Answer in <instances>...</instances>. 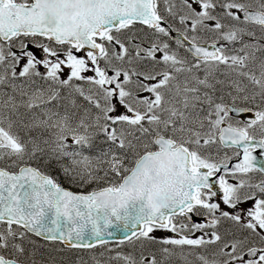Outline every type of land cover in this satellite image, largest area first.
Returning a JSON list of instances; mask_svg holds the SVG:
<instances>
[{"label": "snow or ice", "instance_id": "obj_1", "mask_svg": "<svg viewBox=\"0 0 264 264\" xmlns=\"http://www.w3.org/2000/svg\"><path fill=\"white\" fill-rule=\"evenodd\" d=\"M0 264H264V0H0Z\"/></svg>", "mask_w": 264, "mask_h": 264}, {"label": "water", "instance_id": "obj_2", "mask_svg": "<svg viewBox=\"0 0 264 264\" xmlns=\"http://www.w3.org/2000/svg\"><path fill=\"white\" fill-rule=\"evenodd\" d=\"M120 233H116V236L119 237Z\"/></svg>", "mask_w": 264, "mask_h": 264}, {"label": "trees", "instance_id": "obj_3", "mask_svg": "<svg viewBox=\"0 0 264 264\" xmlns=\"http://www.w3.org/2000/svg\"><path fill=\"white\" fill-rule=\"evenodd\" d=\"M66 186H68L66 183H65Z\"/></svg>", "mask_w": 264, "mask_h": 264}]
</instances>
